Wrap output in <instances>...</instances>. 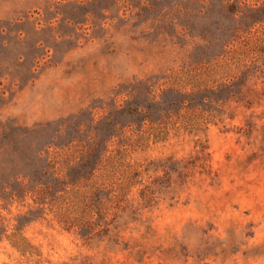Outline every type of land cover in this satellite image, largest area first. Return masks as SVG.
Returning <instances> with one entry per match:
<instances>
[{
    "label": "rangeland",
    "instance_id": "rangeland-1",
    "mask_svg": "<svg viewBox=\"0 0 264 264\" xmlns=\"http://www.w3.org/2000/svg\"><path fill=\"white\" fill-rule=\"evenodd\" d=\"M142 1L0 0V225L7 231L30 197L5 200V182L21 178L28 161L44 160L38 150L54 136L46 122L85 107L98 116L118 83L175 66L202 42H172L183 30L169 21L178 14L143 11L135 5ZM240 5L247 18L226 51L230 86L220 96L229 104L215 107L216 123L134 153L150 168L152 203L142 204L133 188V205L118 209L101 239L40 217L22 228L40 254L20 255L3 236L0 264H264V0ZM225 9L215 2L209 12L225 19ZM201 14L213 17L205 6Z\"/></svg>",
    "mask_w": 264,
    "mask_h": 264
},
{
    "label": "trees",
    "instance_id": "trees-1",
    "mask_svg": "<svg viewBox=\"0 0 264 264\" xmlns=\"http://www.w3.org/2000/svg\"><path fill=\"white\" fill-rule=\"evenodd\" d=\"M244 1L150 0L149 4L143 0L135 4L143 11L177 13L178 18L169 17V21L182 26L172 41L179 46L195 39L202 42H194L185 60L175 66L118 83L98 116L85 107L46 122L54 126V136L38 150L45 151L44 160L28 161L21 178L5 182V200L21 201L28 195L30 201L15 214L9 231L0 225V239L5 236L20 255L35 257L40 249L22 232L31 221L54 220L84 240L101 239L118 209L133 205L129 196L133 188L142 204L150 205L153 198L147 192L154 190L148 179L150 168L134 153L169 137L194 138L216 123L215 107L229 104L228 96H220L230 86L226 51L233 31L245 25L248 9L240 5ZM215 2L226 6L225 19L209 12ZM204 6L213 17L201 18ZM203 64L209 66L203 68ZM239 79V83L248 81L245 75Z\"/></svg>",
    "mask_w": 264,
    "mask_h": 264
}]
</instances>
